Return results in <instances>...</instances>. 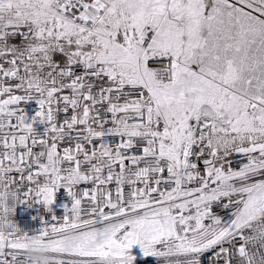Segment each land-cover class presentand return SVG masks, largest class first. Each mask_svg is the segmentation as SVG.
<instances>
[{"label": "snow or ice", "instance_id": "snow-or-ice-1", "mask_svg": "<svg viewBox=\"0 0 264 264\" xmlns=\"http://www.w3.org/2000/svg\"><path fill=\"white\" fill-rule=\"evenodd\" d=\"M34 205L30 235L15 216ZM136 247L264 264V0L0 7V264H137Z\"/></svg>", "mask_w": 264, "mask_h": 264}, {"label": "built area", "instance_id": "built-area-1", "mask_svg": "<svg viewBox=\"0 0 264 264\" xmlns=\"http://www.w3.org/2000/svg\"><path fill=\"white\" fill-rule=\"evenodd\" d=\"M70 198L66 196L63 189L57 195L56 202L52 205V211L47 212L45 215L51 222V217L56 216L60 219L65 214V205L70 207ZM42 206L34 205L32 207L20 206L16 210L15 219L23 230L27 231L30 235L37 234L42 227V221L40 215L42 212ZM219 211V209H217ZM137 264H157L152 258H145L143 256H137ZM204 264H208L207 256L204 259Z\"/></svg>", "mask_w": 264, "mask_h": 264}, {"label": "clouds", "instance_id": "clouds-1", "mask_svg": "<svg viewBox=\"0 0 264 264\" xmlns=\"http://www.w3.org/2000/svg\"><path fill=\"white\" fill-rule=\"evenodd\" d=\"M14 0H5L4 4H0V7L7 6L8 4L13 3ZM33 249H35L37 246H32ZM29 255L32 258V264H47V261L45 259L46 253L43 251H30Z\"/></svg>", "mask_w": 264, "mask_h": 264}, {"label": "rangeland", "instance_id": "rangeland-1", "mask_svg": "<svg viewBox=\"0 0 264 264\" xmlns=\"http://www.w3.org/2000/svg\"><path fill=\"white\" fill-rule=\"evenodd\" d=\"M132 252L137 256H143L138 247L134 248Z\"/></svg>", "mask_w": 264, "mask_h": 264}]
</instances>
